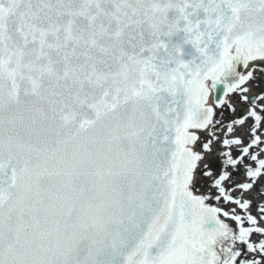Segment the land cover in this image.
I'll use <instances>...</instances> for the list:
<instances>
[{"label":"snow or ice","instance_id":"6c2138e0","mask_svg":"<svg viewBox=\"0 0 264 264\" xmlns=\"http://www.w3.org/2000/svg\"><path fill=\"white\" fill-rule=\"evenodd\" d=\"M0 264H264V0H0Z\"/></svg>","mask_w":264,"mask_h":264}]
</instances>
